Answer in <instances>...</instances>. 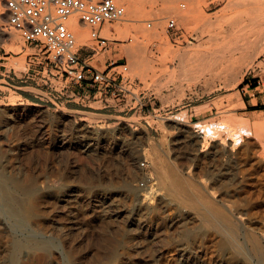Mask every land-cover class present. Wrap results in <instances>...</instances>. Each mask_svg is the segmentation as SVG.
I'll list each match as a JSON object with an SVG mask.
<instances>
[{
  "label": "rangeland",
  "instance_id": "obj_1",
  "mask_svg": "<svg viewBox=\"0 0 264 264\" xmlns=\"http://www.w3.org/2000/svg\"><path fill=\"white\" fill-rule=\"evenodd\" d=\"M115 1L125 6V15L104 25L110 30L105 32L103 28L102 34L112 40V46L107 51L99 50L95 57L97 60L92 64L104 69L111 61L126 62L127 75L133 81L135 91L144 96L143 108L137 104L135 108L128 109L112 101L111 107L96 109L100 102L89 101L81 95L70 96L63 88L61 78L50 73L53 68L42 46L24 41L18 30L6 27L7 14L0 4V10L5 15L0 16V27H5L4 33H0V108L3 110L0 109V172L18 177L20 183L24 181L23 184L27 183L30 174L29 180L35 174L33 177L37 180L39 191L44 188L40 217L44 228L40 226L42 221L39 218L34 222L30 219L32 225L27 222L24 228H19L24 232L15 227L13 231L11 222L0 215V264L10 263L7 255L12 250L9 248L12 239L23 240L31 229V234L36 230L34 234L38 233L37 238L51 240V244L47 240L46 246V253L49 254L39 249L35 250L39 254H35L30 248L29 255H21V264H68L71 261L70 264H201L202 260H197L195 255L200 253L204 239L214 234L229 237V233L233 235L234 232L237 236L246 221V212L258 216L264 214V159L261 152L264 145V50L236 75L226 76L223 71L227 64L223 58L227 54L224 43L234 32L243 31V25L258 0ZM131 1L136 3L137 11L128 13ZM170 18L175 19L176 28L167 27ZM116 24H119V30ZM73 29L78 39L79 35ZM85 41V44L97 47L90 40L88 26L85 27ZM137 41L145 44L144 52L136 50L134 42ZM129 45L137 53H127ZM212 47L217 52L213 55L209 52L210 57L207 48L211 50ZM254 87L255 90L252 89ZM255 93L262 95V102L246 107L242 96L249 99ZM86 115L95 118L86 123L81 120ZM245 120L249 123L247 134L243 127ZM177 121L187 124V127H179ZM198 126H210L213 131L204 139H194L190 130ZM233 127L239 131L240 137L233 150L236 154L231 151L234 154H230L231 160L221 147L224 149L231 141L226 134ZM85 143L89 145L87 150L83 145ZM127 166L134 168V171L129 168L130 173H134L131 184L136 186L139 194L150 190V201L157 204L161 200L166 204L162 203L164 206L159 212L149 215V219L154 220L139 223L141 227L126 220L127 208L140 200V195L129 196L126 193L123 182L129 173ZM94 174L97 178L93 177L96 176ZM122 178L124 180L120 182ZM111 181L115 184L108 185ZM142 181L143 186L139 184ZM21 192L15 190L13 194L28 200L26 193ZM105 210L108 211L104 215ZM217 211L220 212L218 215ZM255 211L260 214H254ZM179 212L187 224L182 226L190 227L196 239L192 235V240L184 236V231H189L187 227L178 233L172 220ZM242 212L246 215L243 216ZM262 214L260 217L264 219ZM122 215L126 221L120 218ZM225 215L234 222L227 221ZM219 216L222 219L225 217L227 222H221ZM147 226L150 231H145ZM118 227L127 229L119 231L121 228ZM219 228L221 231H218ZM200 229L202 232L199 233ZM204 230H209L205 231L208 236ZM197 232L201 237H197ZM177 233H183L180 239ZM202 233L206 238L201 239ZM115 247L119 248V252L124 249L125 253L117 255ZM111 251L114 253L111 254ZM2 254L7 258H3ZM22 256H26L27 260H22ZM207 258L202 264H206ZM30 259H33L32 262Z\"/></svg>",
  "mask_w": 264,
  "mask_h": 264
},
{
  "label": "bare ground",
  "instance_id": "obj_2",
  "mask_svg": "<svg viewBox=\"0 0 264 264\" xmlns=\"http://www.w3.org/2000/svg\"><path fill=\"white\" fill-rule=\"evenodd\" d=\"M120 1V0H119ZM263 3H264V0H258L255 4H254V6H253V9H252V13L248 16V19H247V21L244 23V25H243V27H244V29H243V31L242 32H240V33H236V32H234L233 33V35L231 36V38L226 42V43H224L225 44V48H226V52L225 53H227L226 55H224V53H223V55H224V59H225V61H227V64L226 65H224V67H223V71L225 72V75L226 76H234V75H236L237 74V72L238 71H240L243 67H245V66H249L250 65V61H251V59L255 56V55H257V53H258V55L259 54H261V52L264 50V5H263ZM137 11V5H136V3H134V1L132 2L131 1V3L129 4V6H128V13H133V12H136ZM0 16H3V17H5V15H4V13H2L1 12V10H0ZM68 25L71 27V29H73V28H75L76 29V31H77V35H79V38L77 39L76 38V40H77V44H78V46H80V45H82V44H85L86 43V41H85V27H87V26H85L84 25V23H82L81 21H79V18H78V15H73V16H71L70 17V19L68 20ZM73 27V28H72ZM115 27H116V29H120V27H119V24H116L115 25ZM3 29L5 30V27H3V28H1L0 27V33H4V31H3ZM74 30V29H73ZM110 30V28H109V26H106L105 28H104V31L105 32H108ZM74 33H75V31H74ZM76 34V33H75ZM135 43V46H136V50L139 52V53H141V51L142 52H144L145 51V44H143L142 42H140V41H137V42H134ZM222 46H223V44H222ZM209 48V47H208ZM207 48V51H208V53L210 52L211 53V55H213L215 52H217V50L216 49H214L213 47L211 48V50L210 49H208ZM222 48V47H221ZM260 48V49H259ZM218 49V48H217ZM219 49H220V46H219ZM198 50H200V49H198ZM204 49H202V51H203ZM206 50V49H205ZM216 50V51H215ZM222 50H223V48H222ZM127 53H129V54H135V53H137V52H135L134 51V49H133V47H132V45H129L128 47H127ZM189 51V50H188ZM187 51V52H188ZM185 53L186 55H188V53ZM194 52H196L197 53V51H193V53ZM203 52H205V51H203ZM203 52H200V53H202L203 54ZM223 52V51H222ZM196 53H195V55H196ZM199 53V52H198ZM210 53L208 54V56H210L211 57V55H210ZM184 54V55H185ZM192 54V53H191ZM207 54V53H206ZM206 54H205V56H206ZM194 55V54H193ZM194 55V56H195ZM134 56V55H133ZM189 56V55H188ZM193 56V57H194ZM203 56H204V54H203ZM208 56L207 57H204V58H208ZM190 57H192L191 55H190ZM192 57V58H193ZM209 57V58H210ZM214 57V56H213ZM184 58H185V56H184ZM195 58V57H194ZM193 58V59H194ZM182 59V58H181ZM181 59H180V61H181ZM192 59V60H193ZM183 61V60H182ZM206 61V60H205ZM208 61V60H207ZM243 103V102H242ZM12 107V106H11ZM1 109V111H3L2 110V108H0ZM4 111H5V109H4ZM80 112V111H79ZM1 113V112H0ZM5 113V112H4ZM84 113V112H83ZM86 114H88V113H86ZM89 114H90V112H89ZM5 115V114H4ZM90 115H93V116H95V114H90ZM90 115H86V117H83V119H81V120H84L86 123L87 122H91V119H93V118H95V117H91ZM3 116V115H2ZM169 118H172V117H169ZM177 120H182L181 118H176ZM75 120V119H74ZM7 121V120H6ZM84 122V123H85ZM8 123V122H7ZM86 123H85V125H86ZM177 123V125L179 124V127H187V124H185V123H183V122H180V121H177L176 122ZM87 126V125H86ZM175 126V125H174ZM243 127L245 128V130H246V134H247V132H249V123H248V121H244V123H243ZM127 129V128H126ZM177 129H179L178 128V126H177ZM190 129V128H189ZM112 130H113V128H112ZM131 130V129H130ZM181 130V129H180ZM183 130V129H182ZM101 131V130H100ZM190 131H192V134H193V137H194V139H196V138H202V139H204V138H206L207 137V134L210 132V131H213V129L210 127V126H198V127H195V128H193L192 127V130H190ZM91 132V131H90ZM103 132H105V131H103ZM132 131H130V133H131ZM98 133V132H97ZM113 133V132H112ZM227 138L228 139H230L231 141L229 142V143H227L226 144V146L224 147V149L221 147V149L222 150H224V152L223 153H225L226 154V156H228L227 158H229V155L232 153L231 151H233L236 147H235V145L238 143L239 144V137H240V133H239V131L236 129V128H229L228 129V131H227ZM177 139V138H176ZM181 142V141H180ZM179 142V143H180ZM185 142V141H184ZM195 142H196V140H195ZM194 142V143H195ZM188 143V142H187ZM90 144V143H89ZM249 144V143H248ZM83 145H85L84 146V148L87 150V149H89V145H87V143H85V144H83ZM181 145H182V143H181ZM184 146V145H183ZM261 146V145H260ZM1 147V146H0ZM263 148V149H262ZM262 148H261V152H262V158L264 159V145L262 146ZM92 149H95V148H92ZM130 149H132V148H130ZM96 150V149H95ZM133 150V149H132ZM244 150H246V149H244ZM98 151V150H97ZM129 151V150H128ZM236 151V150H235ZM235 151H233V153L235 152ZM5 152V151H4ZM91 152V151H90ZM92 152H93V150H92ZM133 152H135V151H133ZM222 152V151H221ZM243 152V151H242ZM242 152H241V155H242ZM245 152V151H244ZM130 153V152H129ZM132 153V152H131ZM232 153V154H233ZM2 154V153H1ZM4 154V153H3ZM127 154H128V152H127ZM134 154V153H133ZM234 154H236V152L234 153ZM233 154V155H234ZM128 156V155H127ZM130 156V155H129ZM134 156H135V154H134ZM133 156V157H134ZM231 156V155H230ZM247 156V155H246ZM246 156H243V157H246ZM10 157V156H9ZM237 157H238V155H237ZM242 157V158H243ZM248 158H250V155L249 156H247ZM261 158V157H260ZM128 159H130V158H128ZM231 160H232V156H231V158H230ZM247 159V158H246ZM259 159V158H258ZM228 161H229V159H227ZM244 160V159H243ZM10 161V160H9ZM8 160H7V162H9ZM135 161V160H134ZM264 161V160H263ZM5 162V161H4ZM126 162V161H125ZM128 162V161H127ZM126 162V163H127ZM130 162H132V160L130 161ZM136 162V161H135ZM257 162V161H256ZM2 163V162H1ZM6 163V162H5ZM9 163H11V162H9ZM7 164V163H6ZM5 165V164H4ZM9 165V164H8ZM7 165V166H8ZM127 165H129V164H127ZM132 165H134V163L132 164ZM258 165H259V163H258ZM260 165H261V163H260ZM2 166H3V164H2ZM131 166V165H130ZM130 166L128 167L127 166V168L129 169L130 168ZM5 168V167H4ZM132 168V167H131ZM130 168V169H131ZM228 168V167H227ZM130 169L128 170L129 171V173H127L128 175L126 176V178H125V180L122 178V180L120 181V182H122L123 180H124V184H125V187H126V193H127V195H129V196H133V195H137L138 194V196L140 195V198H138V199H140L137 203H134L133 202V205L128 209L127 208V219L126 218H124L123 217V215H122V217H120V218H124L123 219V221L126 219V220H128L129 221V223L131 224V225H134V224H137V225H139V223H142V222H145V224H146V222L147 221H151V220H154V219H149V215L151 214V213H157V212H159V210H161V206H164V204H165V202H162L161 200H159L158 201V203L157 204H154L152 201H150L149 200V198H150V196H152L151 195V191L149 190V191H146V192H144V193H138V191L135 189V187L133 186V184H131V179L133 178V169L134 168H132L131 170H133L132 171V173L133 174H131L130 173ZM13 170V169H12ZM3 171H4V169H3ZM14 171V170H13ZM228 171V170H227ZM226 171V172H227ZM11 172V171H10ZM14 172H17V171H14ZM228 172H230V171H228ZM80 173H82V171L80 172ZM105 173V172H104ZM136 173V172H135ZM241 171H240V175H241ZM19 173H17L16 175H18ZM97 174V173H96ZM96 174H94V175H96ZM101 174H103V173H101ZM228 174H230V173H228ZM31 175V174H30ZM30 175H29V177H30ZM32 175H33V173H32ZM82 175H83V173H82ZM81 175V176H82ZM90 175H93V173L91 174L90 173ZM248 175V174H247ZM18 176H21L20 174L18 175ZM33 176H35V174L33 175ZM31 177V179L29 180V177H27V179H28V181H27V183H25V184H23L22 182H24V181H22L21 179V183H20V181H19V179H18V177H16V176H13V175H7V174H5L4 172H0V215L2 216V217H4L6 220H8V221H10L9 223H10V226L14 229L13 231H15V228L16 229H19V228H24L26 225H27V222L28 223H30V224H28V225H32L33 223H31V222H29V220L30 219H33V222H34V220H37L38 221V219L41 217V206H43L42 205V203L44 202L43 201V189H42V191H39V188H38V186H37V180L35 179V177ZM64 176V175H63ZM106 176V175H105ZM135 176L136 175H134V178H135ZM242 176H243V173H242ZM22 177V176H21ZM68 177V176H67ZM93 177H96L97 178V175L96 176H93ZM93 177H91V178H93ZM98 177H99V175H98ZM101 177V176H100ZM99 177V178H100ZM108 177H110V176H108ZM241 177V176H240ZM20 178V177H19ZM69 178V177H68ZM80 179H82L81 177H79ZM85 178H86V176H85ZM85 178H84V181H85ZM89 178V177H88ZM244 178V177H243ZM87 179V178H86ZM24 180V179H23ZM67 180V179H66ZM83 180V179H82ZM81 180V181H82ZM88 180V179H87ZM86 180V181H87ZM92 180H94L95 181V179H92ZM100 180V179H99ZM98 180V183H100V181ZM109 181H110V178L108 179ZM117 180V179H116ZM89 181V180H88ZM102 181V180H101ZM118 181V180H117ZM26 182V181H25ZM90 182L92 183L93 181H91V179H90ZM112 182L113 181H111V183L109 182V184L108 185H110V184H112ZM95 183H97V182H95ZM103 183V182H102ZM108 183V182H107ZM114 184H115V182H113ZM116 183H118V182H116ZM122 183V184H123ZM87 184H88V182H87ZM121 184V183H120ZM119 183H118V185H120ZM121 184V185H122ZM123 184V185H124ZM85 185H86V183H85ZM91 185V184H90ZM99 185V184H98ZM102 185V184H101ZM135 185V184H134ZM40 186V185H39ZM96 186V185H95ZM106 186V185H105ZM104 186V187H105ZM89 187V186H88ZM93 187H94V184H93ZM97 187V186H96ZM95 187V188H96ZM124 187V186H123ZM124 187V188H125ZM42 188V187H41ZM87 188V187H86ZM91 188H92V185H91ZM90 188V189H91ZM95 188H93V189H95ZM99 188V187H98ZM89 189V188H88ZM89 189V190H90ZM104 189V188H103ZM102 189V190H103ZM107 189V188H106ZM15 190H19V191H22L23 193H26V199H28V200H22V199H24V196H22V199H21V196H19V195H16L15 193L13 194V191H15ZM63 190V189H62ZM61 190V191H62ZM105 190V189H104ZM92 191V189L90 190V192ZM96 191V190H95ZM21 192V193H22ZM21 193H20V195H21ZM22 193V194H23ZM75 193V192H74ZM94 193V192H93ZM97 193V192H96ZM71 194V193H70ZM92 194V193H91ZM97 195V194H96ZM98 195H99V193H98ZM64 196V195H63ZM89 196V195H88ZM105 196H106V194H105ZM75 197H76V195H75ZM74 197V198H75ZM99 197H100V195H99ZM92 198V197H91ZM113 198V197H112ZM132 198V197H131ZM72 199V198H71ZM111 199V198H110ZM97 200V199H96ZM96 202V201H95ZM110 202V201H109ZM87 203V202H86ZM94 203V202H93ZM104 203V202H103ZM102 203V204H103ZM162 203H164V204H162ZM90 204V203H89ZM88 204V205H89ZM96 204V203H95ZM100 204V203H99ZM105 204V203H104ZM111 205H112V201H111V203H110ZM109 204V205H110ZM132 204V203H131ZM106 205V204H105ZM166 205V204H165ZM225 206L227 205V203L225 202V204H224ZM84 206V205H83ZM85 206H86V204H85ZM90 206V205H89ZM100 206V205H99ZM125 206V205H124ZM229 206H231V205H228V207ZM233 206V205H232ZM95 207V206H94ZM98 207V206H97ZM120 207V206H119ZM128 207V206H127ZM166 207V206H165ZM234 207V206H233ZM240 207V206H239ZM74 208V207H73ZM77 208V207H76ZM82 208V207H81ZM85 208H88V207H85ZM102 208H103V206H102ZM225 208V207H224ZM232 208V207H231ZM241 208V207H240ZM94 209V208H93ZM109 209V208H108ZM163 209H164V207H163ZM176 209H180V208H176ZM220 209V208H219ZM218 209V210H219ZM226 209H227V207H226ZM230 209V208H229ZM229 209H228V211H229ZM259 209H260V207H259ZM44 210V209H43ZM64 210V209H63ZM66 210V209H65ZM97 210V209H96ZM122 210H123V208H122ZM217 210V209H216ZM222 210V209H221ZM233 210V209H232ZM72 211V210H71ZM93 211H95V209L93 210ZM98 211H100V208H99V210ZM106 211H108V210H105L104 211V215H105V213H106ZM113 211V210H112ZM177 211V210H176ZM220 211V210H219ZM235 211V210H234ZM247 211V210H246ZM245 211V212H246ZM250 211V210H249ZM253 211V210H252ZM44 212V211H43ZM65 212V211H64ZM67 212V211H66ZM102 212H103V210H102ZM125 212V211H124ZM182 212V211H181ZM181 212H179V214L177 213V214H175V216H174V218H173V220H172V222H173V225L176 227V228H178V230H179V232H178V230H177V232L178 233H180V232H183L184 231V228L185 227H187L186 225V223L184 222V217L183 216H181L180 214H181ZM224 212V211H223ZM231 212V211H230ZM238 212V211H237ZM257 211H255L254 212V214H257V213H259V212H257ZM260 212H261V210H260ZM45 213V212H44ZM161 213V212H160ZM160 213H159V215H160ZM175 213V212H174ZM220 213V212H219ZM218 213V211H217V215L219 214ZM222 213V212H221ZM225 213V212H224ZM224 213L222 214V215H224ZM226 213H229V212H226ZM233 213V212H232ZM241 213V212H240ZM246 213H248V215L247 216H245V215H243V212H242V215L243 216H245L246 217V221H244L245 223H242V226H241V232H240V234H238L237 236H235L236 234L235 233H237V232H234L233 231V228H232V230L231 231H233L234 233H233V235H232V233H229L230 234V236L229 237H226V236H223L224 234H222V235H212V236H210L209 238H206V237H203V236H205V231L206 232H208L207 230H204V233L205 234H203L202 235V238L201 239H203V238H206V239H204V241L205 240H207V241H203V243H201L200 241V243H201V245H202V247H201V249H200V253H197L196 255L195 254H193L192 253V251H191V253L193 254V255H195L196 257V259L197 260H205V258H210V260H208V258L206 259V264H264V219H261L262 217H260L261 216V214H260V216H258V214L257 215H250L251 213H249V212H246ZM69 214H70V212H69ZM74 214V213H73ZM85 214V213H84ZM101 215H102V213H100ZM114 214V213H113ZM124 214V213H123ZM183 214V213H182ZM213 214H215V211H214V213ZM233 214H235V213H233ZM44 216H42V217H44L45 218V214H43ZM68 215V214H67ZM70 215H72V214H70ZM97 214H95V216H96ZM111 215H112V213H111ZM125 215V214H124ZM222 215H220L221 217H222ZM236 215V214H235ZM238 215V214H237ZM236 215V216H237ZM241 215V214H240ZM162 216H163V214H162ZM216 216V215H215ZM220 216H219V218H220ZM239 216V215H238ZM262 216H263V218H264V214H262ZM107 217V216H106ZM153 217H154V214H153ZM157 217V216H156ZM164 217V216H163ZM182 217H183V219H182ZM226 217V218H225ZM225 217H223V219L222 218H220V219H222V221L221 220H219V219H217V220H219V221H221V222H223V220H224V223H226L229 219H227V218H229L230 216H226L225 215ZM241 217V216H240ZM103 218V217H102ZM118 218V217H117ZM152 218V217H151ZM216 218V217H215ZM227 220V221H225V219ZM244 218V217H243ZM109 219V218H108ZM108 219H107V221H108ZM234 219V218H233ZM236 219V218H235ZM238 219V218H237ZM236 219V220H237ZM242 219V218H241ZM40 220H41V218H40ZM40 220H39V224H40ZM43 220V219H42ZM41 220V221H42ZM106 220V219H105ZM125 220V221H126ZM167 220V219H166ZM170 220V219H169ZM195 220V219H194ZM231 220V219H230ZM230 220H229V222H230ZM240 220V219H239ZM243 220V219H242ZM75 221V220H74ZM106 221V222H107ZM163 221V220H162ZM189 221H192V219L191 220H189ZM196 221V220H195ZM219 221H216V222H219ZM231 221H233V220H231ZM157 222H159V221H157ZM194 222V221H193ZM211 222V221H210ZM213 222H214V219H213ZM228 222V223H229ZM234 222V221H233ZM236 222V221H235ZM241 222H243V221H241ZM42 223H44L43 221L41 222V225L40 226H42L43 227V225H42ZM125 223H127V222H125ZM148 223H151V222H148ZM183 223H185L186 225H185V227H183L182 225H184ZM190 223V222H189ZM194 223H196V222H194ZM215 223V222H214ZM220 223V222H219ZM231 223V222H230ZM36 224H37V222H36ZM170 224H172V223H170ZM213 224V223H212ZM211 224V225H212ZM215 224H217V223H215ZM215 224H213L214 225V227L216 226ZM221 224V223H220ZM233 224V223H232ZM34 225H35V223H34ZM74 225V224H73ZM76 225H77V223H76ZM119 225H121V224H119ZM124 225V224H123ZM148 225V224H147ZM189 225V224H188ZM192 225H194L193 223H192ZM196 225H198V224H196ZM225 225V224H224ZM223 225V226H224ZM231 224H228V226H230ZM234 225V224H233ZM232 225V226H233ZM37 226V225H36ZM35 226V227H36ZM70 226V225H69ZM127 226V225H126ZM140 226V225H139ZM152 226V225H151ZM150 226V227H151ZM157 226V225H156ZM170 226V225H169ZM172 226V225H171ZM218 226L219 225H217V228H218ZM223 226H222V228H223ZM235 226H236V224H235ZM10 227V228H11ZM15 227V228H14ZM29 227H31V226H29ZM74 227H75V225H74ZM122 227V226H121ZM120 227V228H121ZM141 227V226H140ZM143 227V226H142ZM181 227V228H180ZM197 227V226H196ZM213 227V226H212ZM238 228L240 227V224H239V226H237ZM26 228H28V227H26ZM25 228V229H26ZM34 228V227H33ZM44 228V227H43ZM69 228V227H68ZM119 228V227H118ZM117 228V229H118ZM119 228V229H120ZM188 229L190 228V227H187ZM193 228V227H192ZM224 228H225V226H224ZM228 228V227H227ZM25 229H23V230H25ZM29 229V228H28ZM40 229H41V227H40ZM70 229H72V226H71V228ZM124 229V232H125V230L127 229L126 227H124V228H121V230H119V231H122ZM135 229H137V228H135ZM145 229V228H144ZM196 229V228H195ZM194 229V230H195ZM212 229H214V228H212ZM220 229V228H219ZM226 229V228H225ZM237 229V228H236ZM27 230V229H26ZM32 230L33 229H31L30 230V234H28V236H24L25 238L23 239V240H20V238H17V239H12V238H10V239H12V241L10 242V246L8 245L9 244V242H8V244L6 243L5 245H7V246H9V248L10 249H12L11 251H10V253H9V251L6 253V254H8L9 253V255H7V257H8V259H9V261H10V263L11 264H18V262L20 261L19 259H20V257H21V255H29V253L31 252H29V249L31 248V249H33L32 250V253H35V254H37L36 253V249H39V250H41L43 253H46V246H47V240L49 241L50 239H47V240H45V239H42V238H44V237H41V238H37V236H38V233H35L34 234V231H36V230H34L33 231V234H31L32 233ZM39 230V229H38ZM103 230V229H102ZM138 230H142V229H139L138 228ZM137 230V231H138ZM150 231V228H148V226H147V228H146V230L145 231ZM235 230V229H234ZM237 230H239V229H237ZM12 231V232H13ZM19 231H21V232H24V231H22V230H20L19 229ZM132 231V230H131ZM136 231V232H137ZM156 231V230H155ZM174 231V230H173ZM176 231V230H175ZM174 231V232H175ZM213 230H211V232H212ZM218 231H221V229L220 230H218ZM223 231V233H224V230H222ZM228 231V230H227ZM230 231V230H229ZM18 232V230L16 231V233ZM21 232H20V235H21ZM27 232V231H26ZM38 232V231H37ZM103 232H104V230H103ZM106 232V231H105ZM127 232V234H128V231H126ZM144 232V231H143ZM199 233L200 232H202L201 231V229L198 231ZM198 232H197V234H198ZM215 231H213V233H214ZM239 232V231H238ZM15 233V232H14ZM28 233V232H27ZM146 233V235H147V232H145ZM176 233V232H175ZM177 233V234H178ZM219 233V232H218ZM222 233V232H221ZM103 234H105V233H103ZM102 234V235H103ZM108 234V233H107ZM120 234V233H119ZM126 234V233H125ZM129 234L131 235V234H133V232L131 233V232H129ZM152 234V233H151ZM156 234V233H155ZM154 234V235H155ZM177 234H175V235H177ZM212 233H210V235H211ZM217 234V233H216ZM225 234H227V233H225ZM235 234V235H234ZM9 235H11V233L9 234ZM16 235V234H15ZM121 235V234H120ZM136 235V234H135ZM134 235V236H135ZM143 235H144V233H143ZM180 235H183V233L182 234H180ZM179 234L177 235V238H179L180 239V236ZM192 235V236H191ZM201 235V234H200ZM199 234L197 235V237L198 236H200ZM207 235V234H206ZM209 235V234H208ZM207 235V236H208ZM17 236V235H16ZM105 236V235H104ZM138 236V235H137ZM179 236V237H178ZM184 236H188V239H189V237L191 236V237H193V230L191 229H189V231H184ZM11 237V236H10ZM39 237V236H38ZM106 237H107V235H106ZM122 237H124V235H122ZM136 237V236H135ZM190 237V238H191ZM201 237V236H200ZM9 238V237H8ZM23 238V237H22ZM103 238V237H102ZM105 238V237H104ZM110 238V237H109ZM119 239H121V237H118ZM125 238H127V237H124V239ZM176 238V240L178 241L179 239H177ZM195 237H193V239H194ZM123 238H122V240H124ZM184 239V238H183ZM185 239H187V238H185ZM196 239V238H195ZM198 239V238H197ZM7 240V239H6ZM9 240V239H8ZM109 240V239H108ZM113 240H115V239H113ZM117 240L118 239H116V242H117ZM121 240V241H122ZM125 240H127V239H125ZM124 240V241H125ZM191 240H192V238H191ZM10 241V240H9ZM51 241V240H50ZM49 241V242H50ZM181 240H179V242H180ZM184 241V240H183ZM185 241H187V240H185ZM189 241L190 240H188L187 242L189 243ZM196 242H197V240H195ZM195 241H193V243L195 242ZM1 242V241H0ZM2 242H4L3 240H2ZM48 242V243H49ZM128 242H129V239H128ZM176 242V241H175ZM186 242V244L188 245V243ZM110 243V242H109ZM113 243H115V242H113ZM118 243V242H117ZM123 243V242H122ZM130 243V242H129ZM128 243V244H129ZM192 243V244H193ZM0 244H2V243H0ZM4 244V243H3ZM49 244H51V242L49 243ZM52 244H54V243H52ZM116 244V243H115ZM118 244H121V243H118ZM131 244V243H130ZM177 244H178V242H177ZM192 244L190 243V245L192 246ZM199 244V243H198ZM55 245V244H54ZM57 245V244H56ZM55 245V246H56ZM112 246H113V244H111ZM117 245V244H116ZM126 245V243H124V246ZM194 245V244H193ZM49 246V245H48ZM118 246V245H117ZM130 246V245H129ZM183 246V245H182ZM181 246V247H182ZM190 246V247H191ZM199 246V245H198ZM5 247V246H4ZM53 247V246H52ZM111 247V246H110ZM118 247H121V245L120 246H118ZM127 247V246H126ZM181 247L179 248L178 246H177V248H179V249H181ZM116 248V247H115ZM124 248V247H123ZM122 248V249H123ZM177 248H176V250H177ZM184 247H182V249H183ZM185 248H186V246H185ZM188 248H189V246H188ZM3 249V248H2ZM2 249H1V251H2ZM8 249V248H7ZM112 249H113V247H112ZM111 248H110V250H112ZM117 249V251L116 252H118V254L117 255H120L121 256V254H123V253H125L124 252V249H123V253L122 252H119L118 251V249L119 248H116ZM115 249V250H116ZM190 249L191 248H189V252H190ZM195 249H196V247H195ZM198 249V248H197ZM208 249H210V250H208ZM4 250V249H3ZM36 250V251H35ZM38 250V251H39ZM185 250V249H184ZM126 251V250H125ZM193 251H195V250H193ZM51 252V251H50ZM114 252H112L111 251V254L112 253H114ZM188 252V253H189ZM4 253V254H5ZM119 253H121V254H119ZM182 253V252H181ZM209 253H211V254H209ZM1 254V253H0ZM4 254H2L3 256V258H5L6 256L4 255ZM39 254V253H38ZM47 254V253H46ZM49 254V253H48ZM47 254V255H48ZM50 254H52V253H50ZM23 255V256H24ZM113 255H115V254H113ZM190 255V254H189ZM212 255V256H211ZM22 256V257H23ZM31 256H33V254H31ZM30 256V257H31ZM35 256V255H34ZM33 256V257H34ZM44 256V255H43ZM46 256V255H45ZM52 256H53V254H52ZM116 256V255H115ZM1 257V258H2ZM6 257V258H7ZM41 257V256H40ZM50 257V256H49ZM48 257V258H49ZM113 257V256H112ZM177 257V256H176ZM179 257V256H178ZM183 257V256H182ZM24 258V259H23ZM22 258V260H24V261H26L27 260V258H26V256L25 257H23ZM25 258H26V260H25ZM32 258V257H31ZM47 258V257H46ZM45 258V259H46ZM8 259H6V260H8ZM44 259V258H43ZM50 259H51V257H50ZM178 259V258H177ZM212 259V260H211ZM1 260H3V259H1ZM31 260V259H30ZM33 260V259H32ZM32 260H31V262H32ZM49 260V259H48ZM53 260V258L51 259V261ZM68 260V259H67ZM44 261V260H43ZM42 260H41V262H43ZM46 261V260H45ZM50 261V262H51ZM69 261V260H68ZM71 261V260H70ZM202 261H201V264H202ZM8 262V261H7ZM6 262V263H7ZM22 262V261H21ZM54 262V261H53ZM72 262V261H71ZM70 262V263H71ZM177 262H178V260H177ZM181 262V261H180ZM188 262V261H187ZM4 263V262H3ZM9 263V264H10ZM20 263V262H19ZM24 263V262H23ZM28 262H26V264H27ZM30 263V262H29ZM44 263V262H43ZM70 263H68V264H70ZM195 263V262H194ZM21 264V263H20ZM25 264V263H24ZM41 264V263H40ZM73 264V263H72ZM198 264V263H197ZM204 264V263H203Z\"/></svg>",
  "mask_w": 264,
  "mask_h": 264
},
{
  "label": "built area",
  "instance_id": "obj_3",
  "mask_svg": "<svg viewBox=\"0 0 264 264\" xmlns=\"http://www.w3.org/2000/svg\"><path fill=\"white\" fill-rule=\"evenodd\" d=\"M0 4L7 14L6 27L18 30L24 41L42 46L53 68L50 73L61 78L70 96L100 102L96 109L111 107L112 101L128 109L137 104L145 106L144 96L135 91L127 75L126 62L111 61L104 69L92 64L99 50L111 49L112 40L102 30L107 23L122 19L123 4L115 0H0ZM73 15L89 27L90 40L97 47L78 46L76 34L68 25ZM167 27L176 28L174 18L168 20ZM142 165L145 167V162Z\"/></svg>",
  "mask_w": 264,
  "mask_h": 264
},
{
  "label": "crops",
  "instance_id": "obj_4",
  "mask_svg": "<svg viewBox=\"0 0 264 264\" xmlns=\"http://www.w3.org/2000/svg\"><path fill=\"white\" fill-rule=\"evenodd\" d=\"M252 89H256V87L252 88ZM243 94L245 95V92H243ZM255 100V102H253ZM242 101L244 103V105L247 107V105H254L257 103H261L262 102V95L260 94H253V96H251L249 99H246L245 96H242ZM258 109V108H257Z\"/></svg>",
  "mask_w": 264,
  "mask_h": 264
}]
</instances>
